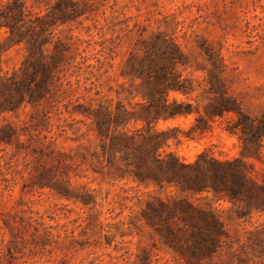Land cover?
I'll use <instances>...</instances> for the list:
<instances>
[{"label": "rangeland", "instance_id": "rangeland-1", "mask_svg": "<svg viewBox=\"0 0 264 264\" xmlns=\"http://www.w3.org/2000/svg\"><path fill=\"white\" fill-rule=\"evenodd\" d=\"M13 1L0 0V8ZM21 1L43 16L60 0ZM74 2L69 12L79 14L48 34L54 40L47 54L55 53L58 41L68 50L52 92L39 104L0 117V264H188L144 218L155 196L188 198L220 216L230 239L218 264L264 262L253 250L261 249L264 215L242 217L243 204L218 200L214 193L182 194L139 183L125 152L109 165L110 145L96 133L92 114L116 113L121 102L136 116H127L130 122L120 131L132 135L143 127L144 87L137 71L160 37L159 44L166 39L180 47L177 71L195 90L190 96L172 92L171 102H190L205 115L215 104L219 79L247 115L262 117L264 0ZM7 37L3 28L0 38ZM27 56L26 44L13 46L3 57L5 71L21 74ZM198 117L195 112L159 122V130L180 128L175 135L182 142L172 140L168 151L188 163L205 152L220 160L241 158L242 142L229 130L237 114L208 118L213 129L204 135L194 130ZM7 127L15 129L14 137L3 136ZM250 161L261 179L264 165ZM171 224L183 226L179 220Z\"/></svg>", "mask_w": 264, "mask_h": 264}, {"label": "trees", "instance_id": "trees-1", "mask_svg": "<svg viewBox=\"0 0 264 264\" xmlns=\"http://www.w3.org/2000/svg\"><path fill=\"white\" fill-rule=\"evenodd\" d=\"M74 0H60L54 10L40 16L27 10L21 0L4 4L0 8V32L7 29L8 37L0 38V117L7 112H16L23 106L36 105L44 101L52 92L56 73L65 62L64 43L58 41L55 53L47 54L46 47L54 40L49 31L64 24L69 16L80 11L74 7ZM48 35V36H47ZM43 36L39 42L37 37ZM153 43L155 51L149 52L140 63L138 78L143 80V115L139 119L143 127L134 134L121 132L120 128L130 122L127 116L136 115L118 104L117 112L99 109L95 116L96 133L103 145H110L109 165L118 152L126 153V161L135 168L136 180L147 187L154 185L161 191L175 189L182 194L204 195L214 193L218 200H229L235 205H244L242 217H252L255 212L264 215V174L261 179L255 177V159L264 165V115L252 118L239 106L236 99L229 95L222 80L218 79L215 104L206 109L203 115L190 102L173 100L170 94L178 92L185 96L195 90L190 82L183 79L177 68L183 64V54L175 43L164 39L162 44ZM26 44L28 56L23 62L21 74L12 75L4 69V55L15 45ZM213 73L212 79H217ZM197 112V124L194 130L204 135L213 129L209 119L223 117L234 112L230 130L237 134L242 142L241 158L220 160L208 153H202L191 163L173 151H168L171 141L182 142L180 128L159 130L161 120H172ZM132 117V118H133ZM138 120V119H137ZM15 129L3 130L5 138L15 136ZM143 210L145 220L159 232L165 233L167 242L186 260L188 264H218L216 259L222 256L229 246L230 235L225 223L212 209H205L192 203L188 198L164 199L151 197ZM179 220L181 228H174L171 221ZM253 248L260 260H264V239ZM229 253V252H228ZM241 264H247L240 261ZM260 264H264L262 261Z\"/></svg>", "mask_w": 264, "mask_h": 264}]
</instances>
